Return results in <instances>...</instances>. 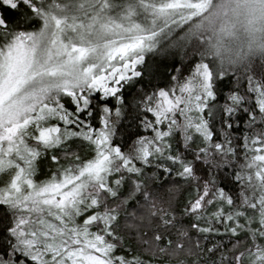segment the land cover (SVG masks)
Wrapping results in <instances>:
<instances>
[{"label":"snow or ice","instance_id":"6c2138e0","mask_svg":"<svg viewBox=\"0 0 264 264\" xmlns=\"http://www.w3.org/2000/svg\"><path fill=\"white\" fill-rule=\"evenodd\" d=\"M176 29L191 78L129 103ZM0 264H264V0H0Z\"/></svg>","mask_w":264,"mask_h":264},{"label":"trees","instance_id":"16d2710c","mask_svg":"<svg viewBox=\"0 0 264 264\" xmlns=\"http://www.w3.org/2000/svg\"><path fill=\"white\" fill-rule=\"evenodd\" d=\"M8 15L11 16L12 13H8ZM180 31L184 30L181 29ZM191 52L192 47L188 48L187 53L184 49L179 51L176 48H169L168 52L161 56H156L152 53L147 55L145 57L144 64L139 66V69L144 72V75L142 77H135L131 85L125 84L122 89L128 102L134 104L135 100H133V97L139 99L140 95H143L144 93L151 94L153 91H158L160 88L168 90L175 84L184 81L187 75L195 69V63L199 62V57L192 56ZM147 69H151V71H148ZM234 82L235 77H232L230 79L226 78L219 82L218 88L220 89V92L218 95V100L213 103L221 105L224 104L226 102V96L231 90ZM241 83L243 87V80ZM149 118H151V114H149ZM241 121H243V117L238 120L240 126L231 130L233 132L234 142L237 145L240 144V138L242 137V135L246 134L247 132V129L244 126L246 121ZM93 122L98 126V119H94ZM121 126L122 127L120 128V132L122 133L124 128L129 127V121L122 120ZM218 127L219 125H217V128ZM131 131L139 132L143 135L151 134L150 131L145 132L142 126L137 128L135 124H132ZM131 139L132 137L130 136H124L123 139H121V136L118 133L115 142L117 144L124 143L125 145H127ZM173 149L179 150L181 152L178 145V140L173 141ZM184 151L182 149V152ZM240 151L242 153V147ZM81 155H84V152H82ZM189 159H191V155H189ZM228 171L231 172L232 169H228ZM220 180L222 185L226 183L223 176L220 177ZM171 184L172 180L168 178V174H164L163 178L157 180L155 183L150 182V186L153 188V190L161 196L167 195V189L171 187ZM227 186L231 191H236L235 185L230 181L227 182ZM186 195L187 192L179 194L181 202H183V199ZM223 243L230 248L232 242L230 241L228 236H224Z\"/></svg>","mask_w":264,"mask_h":264},{"label":"rangeland","instance_id":"374dc122","mask_svg":"<svg viewBox=\"0 0 264 264\" xmlns=\"http://www.w3.org/2000/svg\"><path fill=\"white\" fill-rule=\"evenodd\" d=\"M180 30H181V29H176V31H175L170 37H168V38H166V39H162L160 45L158 46V48H157L155 51H153V52H148V53H146L145 57H146L147 55L151 54V53H152V54H155L156 56L164 55L165 53L168 52L169 48H176V49L179 50V51L182 50L183 48H181V47H179V46H175V47L172 46V44H173L174 41H177L178 38H179L180 36H183V35H184V31H180ZM139 66H140V65L137 66L138 70H140V69H139ZM194 70H195V69H194ZM194 70H193L192 72H194ZM192 72L189 73V74L187 75V77L185 78L184 81H186V80H188V79L191 78V74H192ZM184 81H182L181 83H183ZM179 83H180V82H179ZM177 85H178V83L175 84L174 86H172L171 88H175V87H177ZM124 86H125V84H124ZM124 86H123V87H124ZM177 94H179V93H177ZM97 98H98V99H102V94H97ZM109 99H111V100L113 101V103H115V98H109ZM94 103H95V101H94ZM108 106L111 107L112 105L109 104ZM117 106H119V105H117ZM101 107H103L102 104H101ZM93 121H94V120H93ZM93 121H92V123H93L94 126H96V127H100V126H101L99 123H98V126H97L96 124H94ZM98 121H99V120H98ZM150 135H151V134H150ZM174 140H178V145H179V147H180L181 152H182V149H183V151H184L182 138L179 137V135H177L176 137L173 138L172 143H173ZM84 155H86V153H84ZM189 155H190V154H189ZM49 165H50V162L46 160V161L44 162V166H43V169H44L43 174H42L41 177H40L41 179H43V178H44V174L47 173V170H48V166H49Z\"/></svg>","mask_w":264,"mask_h":264}]
</instances>
